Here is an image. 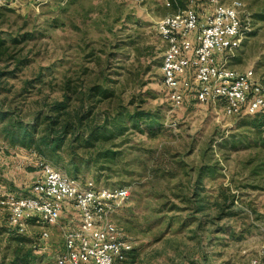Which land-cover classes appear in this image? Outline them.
I'll return each instance as SVG.
<instances>
[{"label":"rangeland","instance_id":"rangeland-1","mask_svg":"<svg viewBox=\"0 0 264 264\" xmlns=\"http://www.w3.org/2000/svg\"><path fill=\"white\" fill-rule=\"evenodd\" d=\"M169 1L0 0V192L30 194L43 159L80 179L128 187L111 218L132 248L116 264H264L262 116L227 115L222 103L192 93L172 106L157 22L187 5L205 19L216 0H178L176 8ZM240 1L249 32L228 64L261 75L264 0ZM120 111L144 118L127 117L123 131L105 142L111 158H97L96 144L77 141V129L64 146L42 154L13 126L18 122L38 142L50 121L51 132L64 120L91 129L106 118L111 127ZM77 222L70 207L55 224L32 220L16 229L35 256L19 264H57L64 229ZM8 228L0 204V261L16 243Z\"/></svg>","mask_w":264,"mask_h":264},{"label":"built area","instance_id":"built-area-1","mask_svg":"<svg viewBox=\"0 0 264 264\" xmlns=\"http://www.w3.org/2000/svg\"><path fill=\"white\" fill-rule=\"evenodd\" d=\"M18 1L9 0L11 4ZM242 7L240 0H216L205 19L187 5L158 20V32L166 43L162 82L172 106L182 105L192 93L199 101L222 103L227 115L264 116V74L228 64L232 51L249 32L240 18ZM38 165L41 175L30 186V194L0 192V204L11 228L21 231L32 219L55 224L66 202L71 201L78 222L64 229L65 249L57 255L56 263L116 264L125 260L131 241L111 217L129 196L128 187L80 179L43 159Z\"/></svg>","mask_w":264,"mask_h":264},{"label":"trees","instance_id":"trees-1","mask_svg":"<svg viewBox=\"0 0 264 264\" xmlns=\"http://www.w3.org/2000/svg\"><path fill=\"white\" fill-rule=\"evenodd\" d=\"M178 0H170L169 5L172 7L176 8L178 6L177 4ZM92 89V88H91ZM63 105V101H60L58 103H55L56 107H59ZM259 114V113H258ZM257 115V114H256ZM261 115V114H259ZM2 117L4 114L1 115ZM138 116V117H137ZM262 118L261 120L257 123L259 124L258 126L264 124V116L261 115ZM129 117L131 119L137 117V118H144L143 113H140L139 115L135 112L125 114L122 113V111L118 112L117 116H113V123L114 126L108 127L107 122L108 120L105 118L103 123L101 125H97L95 127H91L88 125L86 128H82L81 125H78V127L75 125V123H71L69 120H64L61 123H58V129L54 132H51L52 130V124L54 123L53 121L49 122V127H46L44 129V133L41 135L39 138L38 142L34 141V138L32 137V134L27 128H24L21 124L18 122L13 123V126H15L16 134L19 140L25 145L32 146L35 145L34 149L35 151L38 150L40 153H44L45 149L46 150H51V152L56 151L60 147L64 146L66 144V139L68 134L71 132L78 130L77 133H75V139L79 142H83L85 146H89V144H96L98 151L99 152L97 155L102 158H111L112 155V150L109 146L105 147V142L111 137L116 134V131H123L125 128L124 122L125 119ZM124 126V127H123ZM90 130V131H88ZM79 132V135H77ZM81 138H79V137ZM14 139V136H13ZM105 147V148H104ZM88 148V147H87ZM91 153V151H89ZM41 155V154H40ZM35 220V219H32ZM32 220L29 221L32 222ZM9 231H11L8 235L9 241H11V238H15L16 240L15 244H11V242L8 243L7 245V250L3 253V259L0 261V264H19L21 262L28 261L30 259H33L35 256L33 254V249L32 247L30 248H24L23 246V238L14 235V233H19L16 231V229L13 228H8ZM1 233V229H0ZM9 256V261L6 262V258Z\"/></svg>","mask_w":264,"mask_h":264},{"label":"crops","instance_id":"crops-1","mask_svg":"<svg viewBox=\"0 0 264 264\" xmlns=\"http://www.w3.org/2000/svg\"><path fill=\"white\" fill-rule=\"evenodd\" d=\"M40 175H41V171H40ZM40 175H39V176H40ZM39 176H38V177H39ZM70 207H73V204H72L71 201H67L66 204H65V206H64L63 212H64L66 209H70ZM63 212H62V214H63ZM62 214H61V215H62ZM76 214H77V213H76Z\"/></svg>","mask_w":264,"mask_h":264}]
</instances>
